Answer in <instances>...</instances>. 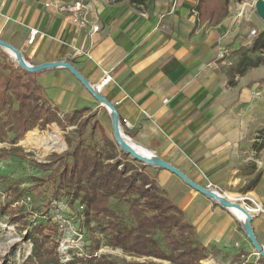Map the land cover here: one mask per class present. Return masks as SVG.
Masks as SVG:
<instances>
[{
  "label": "crops",
  "instance_id": "1",
  "mask_svg": "<svg viewBox=\"0 0 264 264\" xmlns=\"http://www.w3.org/2000/svg\"><path fill=\"white\" fill-rule=\"evenodd\" d=\"M73 1L0 0V37L31 64L70 62L90 84L109 73L103 95L117 108L128 138L200 185L209 187L201 174L209 175L215 183L225 182L219 193L234 200L254 197L263 206L264 171L258 165L263 160L257 157L264 151L245 146L257 139L251 132L261 122L257 94L264 64L240 74L217 59L228 47L234 61L241 42L231 32V18L216 24L203 20L198 0H85L102 26L90 33L56 7ZM31 29L38 30L33 41ZM37 79L47 102L61 112L106 108L67 67L46 68ZM156 173L196 227L199 242L220 250L219 264L262 258L233 210L166 168L156 167ZM258 173V183L248 188ZM252 211L264 247V211Z\"/></svg>",
  "mask_w": 264,
  "mask_h": 264
},
{
  "label": "trees",
  "instance_id": "2",
  "mask_svg": "<svg viewBox=\"0 0 264 264\" xmlns=\"http://www.w3.org/2000/svg\"><path fill=\"white\" fill-rule=\"evenodd\" d=\"M207 2L208 0H198L196 9L200 17ZM262 64L264 30L259 32L251 47L242 51L235 72L244 74L249 68ZM2 68L6 66L3 64ZM40 73L41 71H28L21 66H12L9 74L0 71V112L8 114L7 121L0 115V132L7 133L6 125L9 124L18 131L17 138L20 139L29 130L39 131L31 130L36 126L43 129L49 123L62 121L58 114L59 110L53 108L45 98L44 87L37 79ZM10 74L14 75L13 79ZM9 90L18 101L17 108L13 107ZM86 114L90 115L80 119ZM91 115L93 108L90 106L76 109L69 115V122L77 125L79 141L73 147L71 140L69 143L71 149L61 155L64 161L55 169L53 191L55 193L62 190L70 193L73 191L74 200L79 199L84 207L86 222L95 219L97 227L94 228V232L98 230L113 247L121 248L129 254L153 256L175 264H201L202 259L212 254L211 247L199 242L196 227L187 219L186 212L175 204L167 191L159 185L157 173L152 175L144 167L141 170L128 166L124 169L120 167L123 162L117 158L118 153L120 152L123 158H128L130 154L118 149L120 147L115 138L109 142L111 149L104 157L98 152H90L85 147L82 133L90 125ZM119 117L121 124L124 125L121 116ZM93 126H97L101 133L108 136L106 128L98 118L95 119ZM29 140L30 135L22 141L26 144ZM61 147L62 144L59 148ZM19 148H0V157L20 150ZM260 177L261 173H258L248 188L255 186ZM111 198L130 203L131 213L135 218L134 225L127 224L123 216L110 206ZM14 211L11 202L0 201V216L15 218ZM46 226L40 222L28 233L33 250L24 264H80L81 260H85L87 264H118L112 257L99 256L95 252L64 261L57 253L58 241H49L51 235L47 233ZM158 231H162L169 240L166 248L155 236ZM100 243L101 240L98 239L96 246L99 247ZM263 261L264 257L256 263L244 264H260Z\"/></svg>",
  "mask_w": 264,
  "mask_h": 264
},
{
  "label": "rangeland",
  "instance_id": "3",
  "mask_svg": "<svg viewBox=\"0 0 264 264\" xmlns=\"http://www.w3.org/2000/svg\"><path fill=\"white\" fill-rule=\"evenodd\" d=\"M256 2L257 0H229L228 2L226 0H208L203 8V20L211 18V22L216 24L226 17L231 18V32L234 33V37H241L238 48H234L233 65H229L233 72L237 67V61L242 51L251 47L254 41V39L252 42L246 41L247 34L252 28H256L259 32L264 30V20L257 11ZM3 64L6 68H2ZM12 66L18 67L20 65L13 60L7 50L0 46V71L9 74L12 71ZM13 76L10 74L11 79H13ZM258 87L261 90L257 94V97L261 100V122L251 132L257 139L247 143L245 148L249 150L254 148L261 153V151H264V78L259 82ZM8 94H11V90ZM11 97L13 107L17 108L18 101L13 95ZM72 112L58 111L62 119L61 122L49 123L43 129L36 126L31 130L38 129L39 131L29 130L20 139L17 138L18 131L9 124L6 125L7 133L0 132V148L20 147V150L0 157V201L11 202L15 210V218L0 216V264H24L25 259L30 256L33 250V243L28 233L40 222L47 225L46 231L51 235L48 238L49 241H58L57 253L64 261L75 256L82 257L95 252L99 256L112 257L118 264H175L169 260L153 256L129 254L121 248L111 246L98 230L94 232V228L97 227L95 219H92L89 223L86 222L84 207L80 204L79 199L74 200L73 191L71 193L66 190L56 193L53 191L55 188V169L64 161L61 155L71 149L69 145L71 140L73 141V147L79 141L80 134L77 125L69 122V115ZM0 115L4 121L8 120V114L4 111H1ZM88 115L90 114L83 115L80 119H84ZM96 118L106 128L108 136L101 133L97 126H93ZM121 127L125 134L129 136L123 124H121ZM52 132H56L58 137L55 147L49 148L38 145L42 135ZM29 135L30 140L25 144L22 140ZM82 136L85 140V147L90 152H98L102 157L107 155L111 149L109 142L114 141L115 137L112 118L106 108L93 110V115L90 116V125L84 130ZM61 144L62 147L59 148ZM118 149L121 151L120 148ZM263 157L264 154L257 157V160L258 158L263 160V163L259 160V164L257 162L261 171H264ZM117 158L122 160L123 164L120 167L123 169L126 166L139 170L144 167L152 175L156 174V167L158 166L144 164L131 155L128 158H123L120 152ZM201 177L203 182L217 191L222 187L221 184H225V182H213L209 175L201 174ZM238 201L252 210L258 208L252 200L239 199ZM216 202L220 204L218 201ZM110 206L123 216L127 224H135L129 202L111 198ZM262 207L264 208V205ZM187 233L190 232L187 231ZM155 236L166 248L169 240L163 235V232L158 231ZM98 239L101 240L99 247L96 246ZM219 251L216 245L211 246L210 252H212V255L202 259L201 264H208L210 261L219 264V259H216ZM238 261L240 262L237 264L247 263L242 262L241 259ZM80 264L87 263L85 260H81Z\"/></svg>",
  "mask_w": 264,
  "mask_h": 264
},
{
  "label": "water",
  "instance_id": "4",
  "mask_svg": "<svg viewBox=\"0 0 264 264\" xmlns=\"http://www.w3.org/2000/svg\"><path fill=\"white\" fill-rule=\"evenodd\" d=\"M256 8L262 19L264 20V0H257L256 2ZM0 46L3 47L5 50H7L10 55L13 53L17 60L18 64L23 67L24 69L31 71V72H38L42 71L46 68L50 67H56V66H64L67 67L72 71V73L85 85V87L90 91V93L93 95V97L100 101L102 105L106 107V109L109 111L110 116L112 118V127H113V133L115 140L123 151L129 153L134 159H138L142 161L144 164H149L153 166L163 167L166 168L173 173L179 175L183 180H185L190 186L195 188L196 190L202 192L203 194L215 199L223 206L229 208V209H238L241 213H243L247 220L245 223L242 222L243 228L246 231L250 241L253 243L255 249L257 252L261 255V257H264V247L260 244L258 241L256 234L254 232L253 226H252V219H253V213L252 209L248 206L244 205L242 202H239L238 200L230 199L226 197L225 195L220 194L215 189H212L210 187H204L200 185L199 183L195 182L193 179H191L186 173H184L181 169L173 165L172 163L162 159L158 155L152 152V154H146L137 149L136 145H134L125 135V132L123 131L121 127L119 112L115 105L107 99L103 94H97L94 92L91 84L89 81L81 74V72L73 66L70 62L66 60L57 61V62H45L40 64H31L29 63L25 57L23 56L22 52L13 44L5 41L0 37ZM240 218V217H239Z\"/></svg>",
  "mask_w": 264,
  "mask_h": 264
},
{
  "label": "built area",
  "instance_id": "5",
  "mask_svg": "<svg viewBox=\"0 0 264 264\" xmlns=\"http://www.w3.org/2000/svg\"><path fill=\"white\" fill-rule=\"evenodd\" d=\"M47 5L49 6L51 4L47 3ZM56 7L60 12H64L70 15L71 22L75 27H78L80 29H86L90 33H95L102 29L99 16L92 11L91 7L85 0H76L68 3H59L56 4ZM36 33H38L37 29H31L30 41H33ZM258 34L259 31L256 28H252L247 34L246 40L251 42L258 36ZM231 57L232 52L228 47H222L217 55V59L219 61H225L227 65H233V60L231 59ZM111 78L112 77L109 73H105L99 82L91 84L94 92L97 94H103L105 84L108 83ZM127 125H129V123H127ZM249 200H252L256 204V206H258V208H255L253 210L264 211L262 204L257 202L254 197H251Z\"/></svg>",
  "mask_w": 264,
  "mask_h": 264
},
{
  "label": "bare ground",
  "instance_id": "6",
  "mask_svg": "<svg viewBox=\"0 0 264 264\" xmlns=\"http://www.w3.org/2000/svg\"><path fill=\"white\" fill-rule=\"evenodd\" d=\"M12 58L14 61H16L18 63V60L16 58V56L12 53L11 54ZM127 137V136H126ZM128 138V137H127ZM134 145H136L137 149H139L140 151H142L143 153H146V154H152V152L150 150H148L147 148L143 147L142 145L140 144H137V143H134L132 141V139L128 138ZM57 141H58V137L56 135V132H52V133H48L46 135H42L40 137V140L38 142V145L40 146H45V147H49V148H53L56 146L57 144ZM216 190V189H215ZM217 191V190H216ZM218 192V191H217ZM221 194V193H220ZM223 195V194H222ZM229 196V195H228ZM234 196V195H233ZM230 197V196H229ZM231 210L234 211V213L236 214V216L240 217V219H242V222L245 223L246 220H247V217L241 213L238 209L236 208H232Z\"/></svg>",
  "mask_w": 264,
  "mask_h": 264
}]
</instances>
